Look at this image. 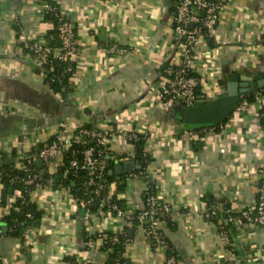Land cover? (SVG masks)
Masks as SVG:
<instances>
[{"label": "crops", "instance_id": "1", "mask_svg": "<svg viewBox=\"0 0 264 264\" xmlns=\"http://www.w3.org/2000/svg\"><path fill=\"white\" fill-rule=\"evenodd\" d=\"M44 1L0 0V163L17 168L22 155L51 139L65 121L112 129L107 145L116 165L135 153L122 134L146 133L144 151L151 158L146 168L158 184L159 200L171 209V224L163 222L159 229L181 264H264V226L238 218L254 206L262 177V103L250 101L223 123L199 132L183 128L176 103L159 104L163 66L179 54L172 39L176 0H52L80 45L64 93L53 91L26 57L24 41L43 37L52 26L41 16ZM262 35L264 0H229L211 36L196 50L193 68L204 100L224 94L232 73L264 79ZM111 45L118 49L111 51ZM50 172L60 180L55 169ZM142 189V179H127L118 206L125 212L141 209ZM72 194L57 185L30 194L42 217L26 242L9 235L1 221L9 212L11 190L0 184L5 262L68 264L65 256H75V264L105 262L102 242L130 224L107 213L86 218ZM205 196L218 207L216 223L203 216ZM127 236L124 257L131 264H165L164 250L151 247L140 226H129Z\"/></svg>", "mask_w": 264, "mask_h": 264}, {"label": "built area", "instance_id": "2", "mask_svg": "<svg viewBox=\"0 0 264 264\" xmlns=\"http://www.w3.org/2000/svg\"><path fill=\"white\" fill-rule=\"evenodd\" d=\"M228 2L229 0L175 1L172 39L179 54L175 62L163 66L162 82L158 92V100L161 106L168 108L177 102H181L183 105H192L199 100H204L198 90L200 80L195 75L193 68L194 58L198 45L211 36L217 25L220 12ZM40 12L42 19L46 12L54 13L57 19L55 28L59 45L57 47L48 46L45 35L40 38L26 39L24 41L26 57L42 72L46 66L53 67L51 65L53 58L66 61L67 65L63 72H71L73 75L75 69H72L71 63L74 64L75 68L80 55V45L71 22L59 8L52 6L47 1L41 4ZM117 49L116 45H111V51ZM242 97L235 108L236 111H242L248 107V101ZM253 101L264 103V97L256 93ZM111 130L107 128L90 129L78 121L61 123L50 141L38 145L36 151H28L18 159L17 168L24 173L20 181L27 185L33 184V188L28 191L29 195L43 186L53 185L54 175L50 169L53 168L57 172L59 168L64 166L66 157L63 174L78 180L80 190L78 194H72V198L78 208L84 209L86 218L107 213L113 218L125 220L129 224L135 218L137 220L136 225L142 228L149 245L161 248L165 252L167 243L159 225L165 222L164 216L171 209L168 203L159 200L158 184L147 168L142 170L140 168L137 169L138 172H134V170L126 174V179L138 177L143 181V206L141 209L125 212L118 206L117 202L113 201L116 181L109 180L105 172V163L110 156L107 143L113 136ZM122 135H124V141L133 146L134 150L136 140L139 138L146 140V133L143 132L130 131ZM27 138V135L24 134L23 139ZM38 159L46 170L47 176L45 177L34 167V163ZM131 159H134V155L128 157L127 161ZM260 172L262 182L259 181L256 187L259 198L251 209L240 211L238 218L264 226V164L261 165ZM0 184H3L1 172ZM9 189L11 190L10 209L15 199L20 197L22 192L18 187L10 186ZM217 212L216 204H204L203 216L206 219L213 222L212 218L217 215ZM36 229L32 226H26L21 239L27 242ZM223 236L225 243L228 244L229 236L226 233ZM0 264L8 263L0 256ZM86 264L94 263L87 262ZM165 264H181V261L174 256H169L166 257Z\"/></svg>", "mask_w": 264, "mask_h": 264}, {"label": "trees", "instance_id": "3", "mask_svg": "<svg viewBox=\"0 0 264 264\" xmlns=\"http://www.w3.org/2000/svg\"><path fill=\"white\" fill-rule=\"evenodd\" d=\"M46 1L49 2L52 6H55L56 8H58V6L52 0H46ZM44 20L50 22L52 25L49 31L45 34L47 45L50 47H57L59 45V39L57 37V31L55 28V25L57 24V19L54 13L46 12L44 16ZM262 38L264 41V35H262ZM51 65H53L52 68H50V66H46L44 68L45 81L49 83L53 91H59L63 93L66 91H69L70 90L69 81H70V77L72 73L63 72V70L65 69L67 65V62L60 61L56 58H53ZM71 66H72V69H75L73 63H71ZM256 93H259L264 97V85L261 88H259L257 92H249V93L244 94L242 99H245L248 102L253 101L254 95ZM176 105L178 107L177 111L180 115L181 113L180 108L183 104L181 102H177ZM259 116H260L259 126L264 134V103H262L259 108ZM86 127L93 129L91 125L89 124L88 125L86 124ZM201 130L202 129H198L196 131L199 132ZM51 139H49L48 141H50ZM144 143H145L144 138H139L134 143V147H135L134 159L140 162L141 164L140 170L146 169L148 163L151 160L149 154L144 151ZM37 148L38 146L35 148H32V151H36ZM66 160L67 159L65 157L64 166L59 168L56 172L60 180L56 181V179H54L53 185L68 187L73 194H78L80 190V185H79L78 180L72 178V176L70 175L65 176V178H62L64 167L66 165ZM107 161L109 162V164L106 166L105 172L109 180L116 181V187L113 193V201L117 202L116 200L117 194L122 193L124 191L125 183L127 180L126 179L127 173H124L122 175H116L114 173H109L110 170L114 169V166L116 164L113 160H111V158H107ZM119 162L122 163L123 161H119ZM263 164H264V161H263ZM34 167L36 168V170L42 173L43 177L47 176L44 166L38 167L36 163H34ZM0 172H1V181L6 188H9L10 186L18 187L21 189V192H22L21 196L15 199L14 203L9 209L8 214L1 219V221L6 225V228L8 231L7 233L14 238H19L20 240H22L21 236L26 226H32L35 228L39 226L41 217H42V210L38 208L37 205L30 199V195L28 191L33 188V184L27 185V184H23L20 181L22 176H24V173L20 169L16 168L13 164H5L4 162H2L0 163ZM134 172H138V170H135ZM260 181L262 182V179ZM258 198H259V194L257 192V200ZM204 199L207 205H210L214 202L212 201L211 198L207 196H205ZM216 214L217 215L212 218L214 223H216L220 219L219 212H217ZM164 219H165V223L171 224L170 212L166 216H164ZM136 224H137V220L133 218L131 220V224L127 225L128 227L125 226L121 232L117 234H112L106 239H104V241L102 242L100 246L101 251L106 253V260L103 264H131L130 261L124 257V250H125L126 242L128 240L127 228H129V226L133 227ZM222 227L225 228L224 225ZM83 237H84L85 242L90 240V237L86 236L85 232H84ZM165 240L167 243L166 251H165L166 257L174 256L176 259H179L166 238ZM63 259L68 264L77 263L75 256H65Z\"/></svg>", "mask_w": 264, "mask_h": 264}, {"label": "water", "instance_id": "4", "mask_svg": "<svg viewBox=\"0 0 264 264\" xmlns=\"http://www.w3.org/2000/svg\"><path fill=\"white\" fill-rule=\"evenodd\" d=\"M263 85L264 79L254 81L250 76L232 73L225 84L224 94L210 100H199L192 105H182L180 108V123L184 129L192 131L216 126L231 115L242 95L255 92ZM35 163L38 167L42 165L39 159ZM140 168V162L136 159H131L115 165L114 169L110 170L109 173L122 175ZM80 211L83 215L84 209L82 208ZM221 214L225 218V212L223 211Z\"/></svg>", "mask_w": 264, "mask_h": 264}]
</instances>
